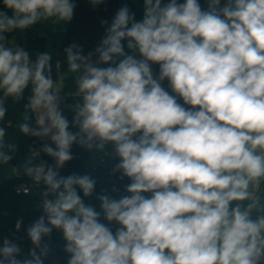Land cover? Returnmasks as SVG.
Wrapping results in <instances>:
<instances>
[{
    "label": "clouds",
    "instance_id": "clouds-1",
    "mask_svg": "<svg viewBox=\"0 0 264 264\" xmlns=\"http://www.w3.org/2000/svg\"><path fill=\"white\" fill-rule=\"evenodd\" d=\"M2 3L0 122L10 99L26 98L19 132L44 143L32 149L39 163L11 166L43 186L42 215L26 228L32 248L23 256L5 236L0 264H44L53 230L66 264H264V0H142L140 20L124 4L101 22L94 51L64 48L59 82L51 52L33 59L8 36L70 22L75 0ZM6 136L0 126V166L18 151ZM73 145L110 146L111 174L127 183L97 192L92 174L61 175Z\"/></svg>",
    "mask_w": 264,
    "mask_h": 264
},
{
    "label": "trees",
    "instance_id": "trees-1",
    "mask_svg": "<svg viewBox=\"0 0 264 264\" xmlns=\"http://www.w3.org/2000/svg\"><path fill=\"white\" fill-rule=\"evenodd\" d=\"M86 1L75 0L77 7L74 10L73 19L62 26L47 21L23 32L12 33L17 36L21 45L29 50L30 54L33 55V59H35V54L45 51L52 53L54 78H56L58 73L63 76L67 71L63 53L64 48L69 46L72 40L75 39L78 45L82 47L83 54L87 55V53L94 51L105 35V28L107 27V25L102 26L101 22L106 20L110 24L115 13L122 5L127 4L130 10L136 13L137 20L142 18V0H106V3L95 8L90 5L89 0ZM200 3L205 6L204 0H200ZM0 11H4L2 0H0ZM20 34L41 40L36 44H29L25 42ZM154 71L158 72V66H154ZM63 80V92L69 95L68 104L71 105L73 100L70 94L76 88L74 76L68 75ZM164 87L167 88L166 81L164 82ZM27 95L28 92L26 91L25 97ZM24 103H26V98L18 104L12 103L10 99L6 105L8 112L5 119L0 122V126L7 129L6 140L17 142L18 147L16 157L10 162L11 165L0 166V240L5 235L16 232L15 223L17 219H23L21 228H27L41 215L37 203L42 199L43 186L41 185L32 190L30 195L17 194L15 193V188L21 183L29 182L30 179L22 176H11V166H17L18 163L22 165L27 159H33L37 163L32 149L36 145L40 148L44 143L36 138L23 137L19 132L18 124L22 122ZM64 114L71 119L72 113L70 110L64 108ZM71 151L74 159L61 169V175L67 176L73 173L92 174L98 181L97 192L101 188L109 187L114 183L121 186L127 183L126 179H119L118 174L117 176L111 174V169L117 161L111 155L112 149L110 146L106 147L104 152H96L95 154L89 153L86 148L79 145H73ZM43 156L49 160V163H53L50 157ZM88 202L98 206V202L95 201L94 197L89 198ZM50 236L53 241L55 259L53 260L47 256L44 264H66L67 256L63 251L65 241L62 233L58 230H53ZM48 240L49 237L45 238V243ZM30 248H32V245L22 250L23 256H27Z\"/></svg>",
    "mask_w": 264,
    "mask_h": 264
},
{
    "label": "built area",
    "instance_id": "built-area-1",
    "mask_svg": "<svg viewBox=\"0 0 264 264\" xmlns=\"http://www.w3.org/2000/svg\"><path fill=\"white\" fill-rule=\"evenodd\" d=\"M38 148H39L38 145H36V146L33 147V149H38ZM34 157L36 158L37 163H39V162H40L39 157H36V156H34ZM41 158L49 163V160H48L46 157L44 158L43 155L41 156ZM49 164H51V163H49ZM20 185L26 190V194H27V195L32 194V190H34V189H36V188L39 187V186H35V185H33V183H32L31 180H30L29 182H25V183H21V184H19V185L15 188V193H17V194H18V193H19V194H25L23 188H21V190L18 191V189L20 188ZM39 210H40V213H41V215H42V210H41L40 208H39ZM5 236H8V237H10V238H16L22 250H25V249H27L30 245H32L31 242H30V240L27 238V235H26V228H21L18 232H17V231H16V232H11V233H9V234H7V235H5Z\"/></svg>",
    "mask_w": 264,
    "mask_h": 264
},
{
    "label": "water",
    "instance_id": "water-1",
    "mask_svg": "<svg viewBox=\"0 0 264 264\" xmlns=\"http://www.w3.org/2000/svg\"><path fill=\"white\" fill-rule=\"evenodd\" d=\"M20 35L25 40V42H27L29 44H36V43L40 42V40H41V39L40 40L39 39H33L29 35H25V34H20ZM46 243H47V245L49 246V249H50L48 257H50L51 259L54 260L55 256H54V253H53V241H52V237L51 236L49 237V240Z\"/></svg>",
    "mask_w": 264,
    "mask_h": 264
},
{
    "label": "rangeland",
    "instance_id": "rangeland-1",
    "mask_svg": "<svg viewBox=\"0 0 264 264\" xmlns=\"http://www.w3.org/2000/svg\"><path fill=\"white\" fill-rule=\"evenodd\" d=\"M80 1H86V0H80ZM86 3H88V1H86ZM8 40H9V43H17L18 45H21V43H20L19 39L17 38V36L13 35L12 33L9 34V39ZM72 43L78 44L75 39L72 40ZM62 77L63 76L61 75V73H58V75L54 79H56L59 82ZM63 87H64V80H63ZM41 142H44V141H41Z\"/></svg>",
    "mask_w": 264,
    "mask_h": 264
}]
</instances>
